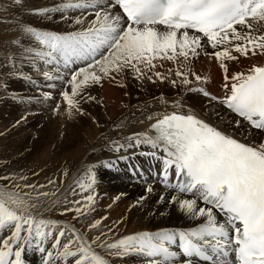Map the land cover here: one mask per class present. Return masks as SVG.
I'll use <instances>...</instances> for the list:
<instances>
[{
  "label": "snow or ice",
  "instance_id": "snow-or-ice-1",
  "mask_svg": "<svg viewBox=\"0 0 264 264\" xmlns=\"http://www.w3.org/2000/svg\"><path fill=\"white\" fill-rule=\"evenodd\" d=\"M0 22L11 26L0 42V91L21 79L37 94L13 100L47 104L68 122L90 117L103 129L95 138L100 151L111 154L65 189L54 176L39 184L23 170L0 175L7 182L0 184V264H25V250L40 253L41 264H112L108 257L126 256L140 264H264V60L255 59L264 58V0H54L35 8L2 0ZM201 57L218 69V93L195 70ZM241 58L252 63L238 69ZM129 76L167 84L175 95L160 93L131 117L103 124L91 111L104 107L93 90L124 87ZM190 93L207 103L197 109ZM217 106L234 114L233 133L201 114ZM134 124L147 126L129 131ZM241 129L247 135L237 137ZM137 156L155 168L150 177ZM120 162L144 184L134 206L150 216L175 210L189 226L111 239L119 221L110 226L94 215L95 169ZM60 172L66 177L69 169Z\"/></svg>",
  "mask_w": 264,
  "mask_h": 264
},
{
  "label": "bare ground",
  "instance_id": "bare-ground-1",
  "mask_svg": "<svg viewBox=\"0 0 264 264\" xmlns=\"http://www.w3.org/2000/svg\"><path fill=\"white\" fill-rule=\"evenodd\" d=\"M261 60H264V58L261 57L259 61ZM249 63H252V61L246 58H241V63L239 65H236L235 67L239 69L242 66V64H249ZM218 79L220 83L219 73H215V76L210 79L212 80L214 86L216 87V89L214 90V92L216 93L220 91L219 83H218V86H216ZM19 89L22 90V92H20L22 95L18 97H21V96L27 97V96L37 94V93L30 94L31 90H35V89L28 87V85L23 86L22 84ZM117 92H119V90H117V86L115 83H112V84L105 83L103 88H97L93 90L94 95H99L103 97L104 107L94 108V109H91V111L93 115H96L103 124H108L110 122L109 121L110 117L112 119H116L117 117H120L121 114L128 115L129 117H131L132 113L135 112L134 108H131V111H130L128 107L125 108L123 105L122 106L120 105L122 103H119L121 99L118 98L119 95ZM123 92L125 93L126 91H123ZM113 96L116 97L115 99H117V103L114 102L115 99L114 100L112 99ZM11 102H12V99H11ZM11 102L10 104H12ZM121 102H123V100ZM188 102L192 104L194 107H196L197 109L200 108L201 102H204L205 104L207 103L202 98L200 99L199 96H197V98H188ZM33 103L34 105L37 104L34 101ZM37 105L38 106H35V108L39 107L38 109L42 110L43 112H45L48 109L47 104L41 103ZM5 108L10 109V106H7ZM136 114L139 115V113H136ZM201 114L203 115L205 120L209 121L210 123L217 126L218 128L226 130L229 133H233L234 126L229 127V123H228V121L231 118L227 115V113L221 112L218 109V106L216 107L215 112H212L211 110H207V111H202ZM49 115H51L48 118L49 128H47L45 133L48 137V140L51 146V151H52V154H50L49 156L47 154V158L51 156L52 163H54L55 161L54 159L58 157L57 156L58 154L64 153L65 151L67 152L68 150L79 151L78 149L79 146L82 147L83 143L87 144V154L85 158L78 163V166L75 169V175L73 177L69 175L67 177L66 183L60 188V189H65L69 185H73L72 183L77 177L81 180H86L87 177L83 173H86L88 165L94 162L102 161L104 159H110L111 154L107 151H100V145L96 143L95 138L98 136L99 131H102L103 129H97L96 126L92 124L90 117H87V116L79 117L75 121L68 122V121H65L62 117H60L58 120L57 117L52 116V113H50ZM3 124H4V119L2 115L0 114V130L2 127L1 125ZM146 126L147 124H144V125L134 124L129 128V131L141 130L145 128ZM73 129H75L76 131H74L72 135H69V130H73ZM77 129H79L80 132H77ZM242 133L244 135H247V129H241L240 131H237L234 134L237 137H239ZM1 146H3V142L0 139V150L3 149L1 148ZM94 147L96 149L95 152L92 151ZM137 157L141 158L142 163L146 166V171H148L147 169H150L149 162L146 161L143 157H139V156ZM124 165L126 166L128 164L125 162H120L116 165L115 168L111 170L105 169L103 167H97L95 169V172L98 178V181L95 185V191L99 193V195L97 196V201L95 205L96 211L94 213V215L97 218L101 216H104V217L108 216V215H105L104 213L106 212L107 206H104L102 201L107 202V200H109V201L121 203L120 199L131 198L132 200L131 204L127 205L128 207L126 208L127 214H129L131 217L129 220H127L123 216L122 217L118 216L117 218H113V219L107 217V219L104 221L105 224L110 225V226L113 224H116V222L119 221V223L116 224V227L114 228L113 233L110 234L111 239L115 240V239L123 237L124 235H131V234H134L135 232L142 231L145 229L154 230L160 227H187L189 226V221H187L185 218L179 215L175 210H172L170 213L166 212L165 215L162 217L159 216L158 214L150 216L146 210L140 211V208L134 206L135 200L138 198V196H140L143 193V189L140 192L136 191L135 194H132L131 192L133 191V189H140L142 186L144 187V184H142V181L138 179L137 177L130 175L128 166H127V170L124 171ZM83 166H84V170L81 172L80 176L79 174L77 175L78 169L83 168ZM139 166L142 167L143 170H145L141 164H139ZM153 170H155L154 167L151 168V173ZM150 176L151 174L148 175V177ZM130 180L131 182H129ZM76 198H80L79 194L77 195ZM151 203L152 202L149 201V205H151ZM36 256H37V251L28 252L27 250H25V252L23 253V259L25 260V264H34V262L36 264H40V259L39 257L36 258ZM108 258L112 261V264H128L129 262L134 261V258H132V256H126L123 258H113V257H108Z\"/></svg>",
  "mask_w": 264,
  "mask_h": 264
},
{
  "label": "rangeland",
  "instance_id": "rangeland-1",
  "mask_svg": "<svg viewBox=\"0 0 264 264\" xmlns=\"http://www.w3.org/2000/svg\"><path fill=\"white\" fill-rule=\"evenodd\" d=\"M0 2H2V0H0ZM53 2L54 0H24V3L27 6L29 7L34 6L33 8L44 5H50ZM25 20L28 23L38 27H47V28L56 27V25L42 24L39 21V19L34 16H26ZM62 27L63 26H61V28ZM5 30L11 33V26L5 25L2 22H0V42H2L6 38ZM260 58L261 57L258 58L256 57L255 59L256 61L259 62ZM247 66L248 64H242L240 68H246ZM24 70L28 71L29 69L25 68ZM195 70L202 75H208L210 79L215 76V73H218V69L216 65L211 63L208 59L204 57H201L199 59V61L195 65ZM218 83H219V79L217 80L216 86H218ZM22 84L23 86H27L25 82L21 79H10L8 81L9 91L6 94L3 91H0V114L4 119V124L1 125L2 127L0 130V139L3 142V146H1V148L3 149L0 150V175H5L8 172H12V171L20 172L21 170H23L24 174H26L29 177V182H36L39 184H45L47 182V178L54 176L56 178L57 188H61L66 183L67 177L69 175H71V177L75 175V169L78 166V163L82 161L87 154V144L83 143L82 147L79 146L78 147L79 151L68 150L67 152L65 151L64 153L58 154L57 155L58 157H56V159H54L55 160L54 163H52L51 156L47 158V154L49 156L50 154H52V151L48 137L45 133L47 128H49L48 118L49 116H51L49 115L51 112H49L48 109L45 112H43L42 110L38 109L39 107L35 108V106L38 105L37 104L34 105L33 102L27 103V102H21L19 100H13L12 99L13 96L18 97L22 95L20 93L22 92V90L19 89ZM116 86H117V90H119L120 92V93L117 92L119 95L118 98L121 99L119 103H122L120 105L121 106L123 105L125 108L128 107L130 111L131 108L135 109L134 106H136V104L137 105L143 104L144 102L149 101L153 96H157L160 93H165L169 97L175 95L174 90L170 88L167 84H160L159 82L153 84L147 81H144L143 84H140L136 80L132 79L130 76L124 80V87H120L119 84H116ZM207 87L213 92L216 89L212 80H209ZM123 91H126L125 93H127V95H125ZM34 93H36V90H31L30 94H34ZM197 96L199 95L195 93H190L188 98H197ZM115 98H116L115 96L112 97L113 100ZM199 98L203 99L202 96H199ZM122 100L123 102H121ZM10 102L12 104H10ZM114 102L117 103V99H115ZM7 106H10V109L5 108ZM218 109L221 112L227 113V115L230 118H232V116L234 115V114H229L227 112V109H223L220 106H218ZM25 113H30L28 115L30 117L27 118V122L21 123L20 125L13 127L15 121L19 120L21 115ZM59 118L60 117H57L58 120ZM75 129L69 130V135H72L73 132L76 131ZM77 132H80L79 129H77ZM136 160L137 163L141 164L144 167L145 169L144 173L146 176L151 174V169H147L148 171H146V166L142 163L141 158L137 157ZM127 166L128 165L126 166L124 165V171L127 170ZM61 168L69 169L68 175L66 177H62L60 172ZM78 170L79 171L77 172V175L79 174L80 176L81 172L84 170V166L83 168H80ZM154 171L155 170H153L152 172ZM33 172H37L39 174L34 176L32 175ZM62 179L64 180V184H61ZM129 182H131V180ZM4 183L7 182L0 181V184H4ZM143 188L144 187L142 186L140 189H133L134 192L132 191L131 193L135 194L136 191L140 192L142 191ZM120 201L121 203L109 201V200H107V202L102 201L103 205L107 206L106 212L104 213L105 215H108L107 217L112 219L117 218L118 216L119 217L123 216L127 220H129L131 217L129 214H127L126 208L128 207L127 205L131 204L132 200L131 198H127V199H120ZM140 211H142V209H140ZM44 215L54 216L55 218H59L61 220L64 219L63 217H59L58 213H45ZM77 227H79V225H77ZM37 257H39L41 264V254L38 252L36 258ZM132 258H134V261L129 262L128 264H140L139 258H137L136 256H132ZM34 264L36 263L34 262Z\"/></svg>",
  "mask_w": 264,
  "mask_h": 264
}]
</instances>
